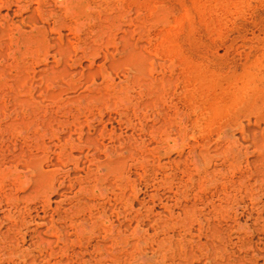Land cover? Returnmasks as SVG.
Returning a JSON list of instances; mask_svg holds the SVG:
<instances>
[{"label": "rangeland", "instance_id": "1", "mask_svg": "<svg viewBox=\"0 0 264 264\" xmlns=\"http://www.w3.org/2000/svg\"><path fill=\"white\" fill-rule=\"evenodd\" d=\"M0 264H264V0H0Z\"/></svg>", "mask_w": 264, "mask_h": 264}, {"label": "bare ground", "instance_id": "2", "mask_svg": "<svg viewBox=\"0 0 264 264\" xmlns=\"http://www.w3.org/2000/svg\"><path fill=\"white\" fill-rule=\"evenodd\" d=\"M138 234V233H137ZM114 252V251H113ZM139 259L141 260V261H148L150 258L148 257V256H146V255H140L139 256Z\"/></svg>", "mask_w": 264, "mask_h": 264}]
</instances>
